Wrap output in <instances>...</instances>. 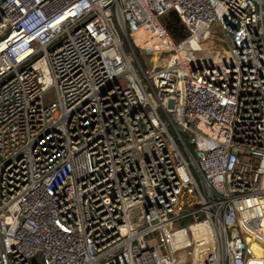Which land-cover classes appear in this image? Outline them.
I'll list each match as a JSON object with an SVG mask.
<instances>
[{"label":"built area","instance_id":"2783aa9c","mask_svg":"<svg viewBox=\"0 0 264 264\" xmlns=\"http://www.w3.org/2000/svg\"><path fill=\"white\" fill-rule=\"evenodd\" d=\"M36 258L264 264V0H0V264Z\"/></svg>","mask_w":264,"mask_h":264},{"label":"rangeland","instance_id":"374dc122","mask_svg":"<svg viewBox=\"0 0 264 264\" xmlns=\"http://www.w3.org/2000/svg\"><path fill=\"white\" fill-rule=\"evenodd\" d=\"M211 35L214 41H210L208 43V47L210 48L219 47L224 44V36L222 35L220 27L217 23L213 25L212 30H211ZM196 48L198 49V51H200L202 49V46L201 45L196 46Z\"/></svg>","mask_w":264,"mask_h":264},{"label":"water","instance_id":"95a60500","mask_svg":"<svg viewBox=\"0 0 264 264\" xmlns=\"http://www.w3.org/2000/svg\"><path fill=\"white\" fill-rule=\"evenodd\" d=\"M170 15H171V16H176V13H175V12H172ZM168 28L171 30V26L168 25ZM35 262H36L37 264H40V263L38 262V258L35 259Z\"/></svg>","mask_w":264,"mask_h":264}]
</instances>
